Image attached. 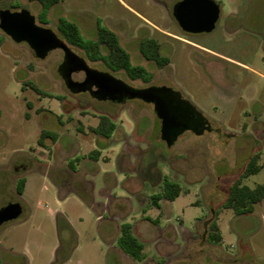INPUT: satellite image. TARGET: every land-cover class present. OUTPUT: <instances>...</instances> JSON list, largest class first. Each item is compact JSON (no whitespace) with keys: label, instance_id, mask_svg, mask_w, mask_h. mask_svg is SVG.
<instances>
[{"label":"rangeland","instance_id":"obj_1","mask_svg":"<svg viewBox=\"0 0 264 264\" xmlns=\"http://www.w3.org/2000/svg\"><path fill=\"white\" fill-rule=\"evenodd\" d=\"M178 1L62 0L45 18L38 1H0L2 10H28L90 68L136 89L170 88L209 124L200 134L185 130L169 147L153 104L73 93L59 74L61 50L38 59L0 30V208L23 207L19 219L0 227V264H264V200L250 214L225 207L230 186L255 155L262 169L243 184L264 182V0H214L219 20L202 34L181 30L173 17ZM60 19L88 40L98 39V24L113 31L151 80L91 61L61 34ZM145 39L159 43L168 65L142 56ZM102 115L116 124L110 138L91 130ZM44 130L57 140L40 145ZM94 151H100L97 159ZM22 178L26 188L18 195ZM166 180L182 193L158 208L153 198ZM59 215L72 229L59 228ZM123 223L144 245L143 261L119 248ZM213 223L217 242L210 237ZM72 231L75 247L59 263L60 242L66 256Z\"/></svg>","mask_w":264,"mask_h":264},{"label":"water","instance_id":"obj_2","mask_svg":"<svg viewBox=\"0 0 264 264\" xmlns=\"http://www.w3.org/2000/svg\"><path fill=\"white\" fill-rule=\"evenodd\" d=\"M173 17L186 34L210 33L215 29L219 20L220 7L214 0H180L173 7ZM0 30L16 43H27L38 59L43 60L51 51L61 49L66 57L78 61L86 74V80L83 83L71 80L70 91L73 93L84 92L86 91L85 86L89 85L96 88L93 94L99 100L112 94H120L126 100L141 99L153 104L155 113L161 122V138L167 146H172L177 138L188 129L187 126L176 123L181 116L179 110L165 100L167 95L180 96L177 92L166 87L136 89L110 73L90 68L82 58L77 56L74 58L70 47L51 29L39 26L28 10H0ZM70 84L67 82L68 87ZM22 214L23 207L18 202H11L0 208V227L16 221Z\"/></svg>","mask_w":264,"mask_h":264},{"label":"trees","instance_id":"obj_3","mask_svg":"<svg viewBox=\"0 0 264 264\" xmlns=\"http://www.w3.org/2000/svg\"><path fill=\"white\" fill-rule=\"evenodd\" d=\"M30 1H38L42 5L41 16L45 18L49 9L60 3L62 0ZM58 28L67 42L83 50L91 61L103 62L113 72L124 71L128 77L133 80L141 79L144 82H149L151 80V74L144 67L132 64L130 54L121 46L117 35L113 31L101 27L98 24V39L94 41L85 39L81 35L78 26L65 19H60ZM102 46L107 48L106 54L101 52L100 48ZM140 52L147 61L155 62L159 67H164L170 63L169 58L162 56L160 52V45L154 39L143 40L140 44ZM91 130L96 135L104 138H110L116 130V124L108 116L102 115L100 116L97 127L92 128ZM57 136L58 134L55 132L44 130L41 133L39 144L43 146V140L45 139H51L55 142L57 140ZM99 154L100 151H94L90 154V156H95L94 159H97ZM258 160V155L252 157L243 174L230 186L229 196L225 203V207L232 209L237 215L253 213L255 206L264 200V182L253 188L243 184V181L246 178L256 175L261 171L262 167L258 164ZM77 161H79V159H77ZM25 186L26 180L22 178L17 185L18 195H22L24 193ZM181 193L182 189L177 183L166 180L164 181L161 192L153 198V203L156 207L160 208L159 202L161 200L173 202L181 195ZM58 223L60 225L59 228H71L67 219L63 215L58 216ZM211 231V239L215 242L220 241L221 237L216 233L217 226L215 223L212 224ZM71 236V248L66 252V256H63L64 254L61 252V246L64 241L61 240L60 242V247L56 253L57 262L59 263L66 260L69 256L68 253L75 247L74 231L71 232ZM118 245L119 248L134 261L140 262L144 260V245L134 235L132 225L130 223H123L121 225Z\"/></svg>","mask_w":264,"mask_h":264},{"label":"flooded vegetation","instance_id":"obj_4","mask_svg":"<svg viewBox=\"0 0 264 264\" xmlns=\"http://www.w3.org/2000/svg\"><path fill=\"white\" fill-rule=\"evenodd\" d=\"M0 1H2V0H0ZM0 10H2V9H0ZM22 43L28 45L25 42H22ZM22 43H20V44H22ZM28 47H29V45H28ZM59 50H61V49H59ZM62 52H63V62L61 64V66L59 67V74L63 78L64 84L66 85V87L70 90L71 89L70 87H72V84H70L71 80L74 81V82L83 83L86 80V74L81 69L80 64H79L78 61L76 62L75 59L72 60L71 57H66L64 51H62ZM76 56L79 57L78 55H76L74 53V58H77ZM79 58H81V57H79ZM79 74H82L83 78L81 80H75L74 77L76 75H79ZM67 82L70 84L69 87L67 86ZM85 88H86V91L80 92V93H87L92 98L99 100L93 94V91L96 90V88L94 86L90 87L89 85H87V86H85ZM165 100L167 102H169L170 104L175 105L177 107V109L179 110V113H180L181 116L177 120L176 123H179L180 125L182 124V125L187 126L188 129H191L192 131H194L197 134H200V133H203L206 130H209V124L203 118V116L192 105H190L189 103H185L180 96L174 97L173 95H170V96L167 95L165 97ZM99 101L122 104V103H124L126 101V99L123 97V95L112 94L110 96H107L105 99H102V100H99Z\"/></svg>","mask_w":264,"mask_h":264},{"label":"crops","instance_id":"obj_5","mask_svg":"<svg viewBox=\"0 0 264 264\" xmlns=\"http://www.w3.org/2000/svg\"><path fill=\"white\" fill-rule=\"evenodd\" d=\"M25 188H26V186H25Z\"/></svg>","mask_w":264,"mask_h":264}]
</instances>
